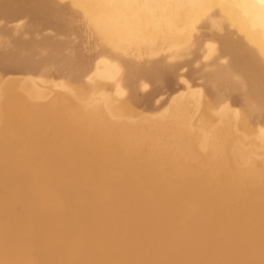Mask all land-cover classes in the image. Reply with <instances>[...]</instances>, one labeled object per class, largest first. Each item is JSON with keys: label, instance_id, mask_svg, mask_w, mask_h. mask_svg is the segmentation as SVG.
Masks as SVG:
<instances>
[{"label": "bare ground", "instance_id": "1", "mask_svg": "<svg viewBox=\"0 0 264 264\" xmlns=\"http://www.w3.org/2000/svg\"><path fill=\"white\" fill-rule=\"evenodd\" d=\"M62 1L65 0H0V19L11 22L28 18L30 35L42 31V28H51L57 36L62 35L70 30L73 11ZM69 1L70 7L80 9L88 18V24L99 33L104 44L128 56L136 53L137 61L132 58L122 61L126 70L109 58L106 61V57L105 62H101V57V63L98 60L96 64L78 53L66 54L67 41L45 35L40 40L24 39L22 33L13 38L11 50L0 51V63L8 71L25 75L45 74L67 80H64L66 83L58 81L50 85L51 81L46 82L44 78V82L41 76L45 86L39 78L36 77L35 81L30 75L33 80L26 76L29 79L23 83L24 76L21 83L29 85L31 91L23 97L8 89V86L13 87L10 79H6L9 84L0 99V145L1 149L14 151V154L0 158V233H4L0 234V264H203L206 260L215 264H264V155L255 157L243 148L258 141L264 142V126H260L264 125V0ZM199 28H208L213 33L211 36L221 43L218 57L228 58L225 66L221 64L209 74L216 103L236 92L238 95L234 101L244 106L243 115L234 109L220 111L222 108H219L215 116L221 124L216 127L211 126L212 123L206 124L204 120L209 116L205 118L204 115V98L202 94L196 95L193 89V92H188L194 94L188 93L187 97L181 92L184 98L179 96L176 106L172 105L174 110L168 114L165 112L167 115L161 116L164 112L161 110L158 113L161 117L156 115L158 118L143 114L144 117L138 121L120 122L118 129L122 144L133 148L124 154L118 155L115 150L108 149L97 153L90 163L85 156L77 159L48 150L59 142L61 146L68 147L81 139L86 142L85 147L79 150L83 154L88 148L90 152L104 146L106 139L94 140L89 135L71 134L70 127L79 123L80 128H84L87 121L81 119L87 118L89 111L111 114L126 111L125 101H121L126 94L125 87L130 90L128 103L151 107L153 99L165 88V83L173 84L178 66L167 67L165 58L157 56L165 47L167 50L175 49V52L178 50L175 54L183 52L181 48L190 49ZM229 28L235 29L236 37ZM0 33L11 36L12 30L2 28ZM213 46L211 54L217 51L214 50L216 44ZM40 49H46L47 54L37 56ZM47 68L54 69L46 71ZM84 78L90 82L85 92L71 89V82L79 83ZM146 83L155 85L142 93ZM105 86L115 90V99L114 95H109L111 93L107 94L109 91L102 92ZM46 88L51 93L57 92L55 97L59 102L45 101L51 95ZM15 98L17 102H14ZM27 99L34 101L32 105ZM7 111H33L42 117L39 122L29 125L15 117L1 118ZM195 113H200L201 117L203 114L205 118L200 119L202 124L199 121L198 127L196 119L200 114L196 117ZM183 120L188 122L187 129L181 125ZM193 122H196V128ZM17 131L22 134L19 141L7 138ZM183 134H186L184 142L174 144V140ZM243 135L247 138L245 141L241 140ZM189 139L197 141L198 151L207 153L208 162L214 167L213 173H200L195 183L189 182L193 173H182L183 181L179 186L183 187L175 188L166 196L164 191L154 202L141 196L135 188L125 186L131 180L128 171L133 165L140 164L138 159L149 152L144 146L146 143L151 144V151L168 148L173 160L187 161L194 155L187 142ZM22 149V155L18 156ZM106 158L112 159L111 162L116 160L108 164L116 165L114 169L125 174H115L110 178L100 175L98 171L104 165L109 166L103 162ZM71 162L78 165L75 170L69 168ZM145 172L143 175H150V172ZM115 182L118 184L116 193L105 195L106 187ZM236 193L241 196L238 206L245 209L244 222L240 226L251 230L249 235L245 233L238 240V248L230 240L219 242L217 238L222 232L229 234L238 228L230 226L225 219L230 212L227 204L220 207L225 196ZM73 194L77 196L81 212H88V216L92 214L94 217L90 220L96 219V222L107 225H103L104 229L97 225L103 229L99 231L93 227L85 228L89 230L82 233L83 227L81 232L79 230L82 235L76 232L75 242L68 244L64 237L68 227L64 230V224L70 220L69 214L76 213L75 210L74 213L68 211ZM126 204H131L129 212L123 210ZM83 215H78V218ZM248 219L251 222H247ZM86 224L83 226L89 227L91 222ZM63 239L70 246L74 243V249L71 247L73 250L66 251ZM204 246L208 248L206 253L201 252L203 248L200 247ZM70 251H73L72 255ZM66 252L71 256L65 259ZM254 255L259 257L257 261L251 260Z\"/></svg>", "mask_w": 264, "mask_h": 264}, {"label": "rangeland", "instance_id": "2", "mask_svg": "<svg viewBox=\"0 0 264 264\" xmlns=\"http://www.w3.org/2000/svg\"><path fill=\"white\" fill-rule=\"evenodd\" d=\"M62 3L67 4L69 6L70 11L73 9V11L70 14L71 15V18H70V30L67 33L62 34V35L58 34V36H57V34H56L57 32L55 30H53L51 28H42V31H40V32L37 31L35 33H32V35H30L31 33L29 32V28L31 26V22L28 21V18H23V19H20V20H17V21H11V22L7 21L5 19H0V23H1L0 24V29H2V28H10L12 30L11 36H7L6 34L0 33V45H1L0 46V51H5L6 52V51L11 50L13 48V46H14L13 45V38L16 37L19 33H22V37L24 39L35 38L36 40H40L41 37L45 35V36L55 37V39L67 41V48L65 49V53L66 54L72 55V54L78 53L81 56H83L86 60H88V61L92 60L96 64L98 63L97 62L98 60H99V63H101L102 61L105 62V57H106V61L109 58V61H112V62H114L116 64H121L122 65V69L126 70L127 67H126L125 64L123 65L122 61H125V60L129 61V60H131V58H132L133 61H137V57L135 55L136 53H134V54L131 53L128 56V54L125 55L123 53H119V52L113 50L111 47L106 45L107 43L104 44V41H102L103 39H101L99 33L95 29H93L94 27H92L90 25V23L88 24V21H89L88 18L82 14L80 9H77L76 7L74 8L73 6L70 7V1L69 0L62 1ZM20 22H22V23H20ZM18 23H19V25H18ZM86 24H88V27H87ZM7 26H10V27H7ZM88 30H89V33H88ZM230 30L233 33V35L236 37L237 33H236L235 29L234 28H232V29L229 28V31ZM96 33H98V34H96ZM91 34H92V36H91ZM211 34H213V33L210 32L208 28H201V29L199 28L198 31L195 33V38H194L195 40L193 39L194 41L191 43L190 49H186L185 50L184 48H181L180 50H183V52L182 51L180 52V50H179L180 53H177L178 55L175 54L176 52H178V50L175 52V49L172 50L170 48L169 49L170 52H169V50H167V47H165L162 50L164 52V55H163V52H160V55H158L157 57L158 58L164 57L165 58V65L167 67H170V66L172 67V66H177V65L178 66H177V70H176L175 74L173 75V77H174L173 84L169 85L168 83L167 84L165 83V88L163 89V91L161 93H159L153 99L151 107H148V106H146L144 104L135 105V104H132V103L131 104L128 103V98L130 96V90L125 87V90H126L125 97L126 98L122 97L121 98L122 100L121 99L120 100L123 101V102L125 101L126 104L124 103V109L125 110L127 109L126 111L122 110V111H118V112H115V113H112V114L108 113L107 111H89L87 118L81 119V120H85L86 119V121H87V123H86L87 125L84 128H80L79 123H75V124H73L70 127L71 134L73 133V134L89 135L94 140H97L98 138H101V137L106 139V144H104V146L96 147V148H94V150H92L90 152L87 151L89 149L88 148L85 151V153L83 154V153L79 152V150L82 149L83 147H85L86 142H85V140L81 139V140L77 141L76 143H74L73 145L68 146V147L61 146L60 142H59L58 145L52 146L48 150L50 152H52L53 154L57 155V154L61 153L60 154L61 156H66V157H74V158H77V159L86 157V159L90 163H92L94 161L95 155L97 153L108 151V149H110V150L112 149L113 151L115 150L118 155L121 154V153L124 154L126 151H128L130 149L129 148L130 146L129 147H124V145L122 144V139H121L120 132H119V129H118L119 128L118 124L120 122L127 121V120L131 121V122H133V120L134 121H138L139 119L144 117L143 114H146L145 117L147 116V117H152V118H156V117L158 118V116H156V115L158 113H160L161 110H164V112L162 111L163 113L161 112L162 113L161 116H163L166 113L168 114V113H170V112H172L174 110V109H172L173 108L172 105L175 104L174 105V107H175L177 102H178V100H180L179 98L181 97V99H182V97L184 96V93L186 94L184 97H187V95L189 93L188 91H192L193 89L195 90V94L196 95L197 94H200V95L202 94L201 97L204 98L203 100H204V104H205V108H206V110H205L206 114L204 113L205 118L209 116L207 119H205L203 114H202V117H201L200 113H197V114L195 113L194 116L197 117L200 114V117H201V118L198 117V119H196L198 121L197 124H196V122L195 123L193 122L195 128H196V126L198 127V125L202 124L201 120L203 118L205 119L204 122L206 121V124L208 123L209 125H211L210 123H212L211 126H213V127L219 126V124H221V123H220V121L218 122L219 119L215 115L219 112V110L221 108L222 109L220 111H222L224 108L226 110H229V111L234 109L233 111H235V112L238 111L239 114L243 115L244 106L241 103L234 101V98H236L237 95H238V93H236V92H232L230 94V96H228L226 99H224L221 103H219V104L216 103V98L214 97L213 92H212L213 88H212L211 82L209 80V74L212 73V71L217 66H220L221 64L223 66H225L226 61H227L228 58L227 57H218V53L220 52V49H221V43L214 36H211ZM88 37H89V39H88ZM196 37H199V39L196 38ZM75 40H77V41L74 43L73 41H75ZM96 43H97V45H96ZM212 43L216 44V46L214 44V46L216 47L214 50L215 51L217 50L215 54H211V52H210V50H211L210 48H212V46H213ZM211 44H212V46H211ZM205 45H208V48H209L208 51H207L208 48ZM93 46H95L94 49H93ZM95 48H96V50H95ZM87 52H89V53H87ZM207 52H209V53H207ZM45 54H47L46 49H40L38 51V53H37V56L45 55ZM114 54L118 56V59L116 58V56ZM209 54H211V56H209ZM112 55H114V57ZM206 55H207V57L209 56V58H207ZM133 56L136 57V59H134ZM101 57H102L103 60L99 59ZM127 57H129V58H127ZM168 57L170 59H172V60H170ZM203 57L205 59H202ZM206 58H207V60H206ZM100 60H101V62H100ZM203 60H205V61H203ZM223 60H224V62H223ZM52 69H54V68H47L46 71L47 70H52ZM21 74H22V76L18 77ZM29 75H30L29 73H26V75H25V73H21V72L8 71L6 69V67L2 63H0V81H1V83H0V85H1L0 86V99L3 96V93L6 92L5 91L6 88H7L6 85H8L9 82L11 83L10 86L13 87V88H10L8 86V89H11L13 91V93L15 92V94H17V95H19V94L21 95L22 94L23 97L27 96V94L31 90L29 91V88H28V87H30L29 85H23L21 83L22 82L21 79L24 76H25V78L23 79L24 80L23 83H25L29 78H30V80H33L32 78H34L35 81L39 78L38 80H40V82H41L42 81V77H43V81L45 79H46L45 80L46 82L51 81L50 85L51 84H56L55 82H58V81H59L58 83H61V82L62 83H66L67 82L66 79H63V78L60 79V78H57L55 76H47L45 74H31L30 76H32V78L29 77ZM38 75L40 77H38ZM26 76H28L29 78H27ZM36 77H37V79H36ZM86 78L89 79L88 77H86ZM86 78H84L79 83H72L71 82V86H70L71 89L74 90V88H75L76 90H74V91L78 90V91H84L85 92L86 87H87L88 82H89V80L87 81ZM182 78L184 79L183 81H181ZM6 79H10L9 82L6 81ZM14 79H16L17 82ZM53 79H54V81H53ZM62 79H63V81H62ZM185 79H186V82H185ZM179 80L181 82H179ZM19 81H20V83H19ZM43 81L41 82L42 85L44 84ZM182 82L184 84L186 83V85L181 84ZM187 82L189 83V85H187L188 84ZM16 84L17 85L20 84V85L16 86ZM44 85L47 86L46 83ZM154 85L155 84H153V83H148V84L146 83L144 85L146 87V89L142 88L143 90L144 89L145 90L143 91L141 89V92L142 93L147 92ZM190 85H191V87H189ZM48 86H49V84H48ZM81 87H82V89H81ZM16 89H18V90L16 91ZM103 89H104V91H102V92L105 93V92L109 91V92H107V94L111 93V94H109V95H111V97L115 93L114 92L115 90L111 86H108V87L105 86ZM197 89H199V90H197ZM45 90L47 92H50V91H48L49 88H46ZM196 91H200L202 93H199V92H196ZM181 92H183V96L181 95L182 94ZM56 93L57 92L53 91L51 93V95L48 94L49 96H47L48 98H46L45 101H49V102H53V103L54 102L56 103V101L59 102L58 98L55 97ZM190 94H194V93L190 92L189 95ZM161 95H163L164 97L161 96ZM114 97H116V95L113 96V99H115ZM161 97L164 98V99L162 100ZM16 98H15L14 102H17ZM172 98L174 99V101H175V98H177L176 99L177 101H175V103H173L174 101L172 100ZM157 99H160L161 101H158ZM27 101L28 102L30 101L29 104H31V105L34 102L33 100H28V99H27ZM154 101H155L156 104L154 103ZM171 101H173V102H171ZM168 102H169V104H168ZM165 105H166V107H165ZM130 107H132V108H130ZM136 108H137V110H136ZM140 110H141V114H140ZM211 110L213 111V113H214V110H217V111H215L216 113L213 114ZM32 112L33 111H31V112H22V113L21 112L20 113L17 112L16 113L14 111H7L5 114L2 115L1 118H4V119L9 118V119H11L12 117H15V119H17V121H20V122L27 123V124L31 125V124L39 122L41 120V117H42V116L36 115L35 113H32ZM143 112H145V113H143ZM125 113H127V114H125ZM136 113H138V115ZM210 113H212V114H210ZM141 115H143V116H141ZM150 115H152V116H150ZM42 119L45 120V118H42ZM78 121H80V119ZM195 124H196V126H195ZM181 125H183L185 127V129H187L188 126H189L188 122L185 121V120L181 121ZM260 126L262 128L264 125L261 124ZM185 136H186V134H183L182 137H179L176 140H174V144H182V142H184V140H185ZM21 137H22V134H21L20 131L19 132L17 131L16 134L14 133V134L7 135L8 139L13 140V141L16 140V142H17V140L19 141ZM245 139H247V138H246V136L243 135L241 137V140L245 141ZM187 142H189L188 145L194 151V155L191 157V159H189L187 161H183L182 159H181V161L178 160V159L173 160L170 157L171 155L168 154V152H169L168 148L165 149V150H162V151H151V149H150L151 148V144L150 143H146L144 146H145V148L147 150H149V152L145 156L140 157L138 159V161L141 162L140 164H137L135 166L133 165L132 168L130 169V171H128V173H131V180L126 182L125 186H129V187H131L133 189L135 188L137 191L141 192V196L146 197L150 202H154L157 199L158 195H160L164 191L166 192L165 193V196H166V194L171 193L172 190L175 191L174 190L175 188L177 189V187H180V188L183 187V185L179 186V184L183 181V174L182 173L188 172V173H193V176L195 175L194 176L195 180H194L193 176H191V178L189 179L190 183L197 182L198 180H197L196 177H198L200 173H202V174L213 173L214 172L213 164L208 162V159H207L208 157H207V153L206 152L198 151L197 141L195 139H189ZM168 143L169 144H173L172 141H168ZM240 143H242V142H240ZM243 148L247 149L249 152H252L253 154H255L254 155L255 157L257 155H260V154L264 155V142L258 141V142H256L255 145L254 144H248V145H244ZM132 149L133 148H131L129 151H131ZM22 151H23V149L19 150V154L17 153V155L19 156L21 154L20 152H22ZM79 153H81V154H79ZM13 154H14V151L6 150V149L3 150V149H1V145H0V158L1 159H4V158H6L7 156H10V155L12 156ZM114 159L115 158H113V160ZM111 160L112 159L106 158V159H104L103 162L105 164H108V163H113V162L115 163V161H116L115 160V161L111 162ZM83 165L86 166L85 164H83ZM108 165H109L108 167H106V165H104L103 166L104 168H102L101 171H98L100 175H103L106 178H110V177H113L115 174H116V176H119V175L122 176V174H125L124 172H121L119 170L114 169V167L116 165L115 166H111L113 164H108ZM209 166L213 169V171H212V169H210ZM77 167H78V165L75 164L74 162L69 163V168L71 170H75ZM110 168H112V169H110ZM210 170H211V172H210ZM143 171L150 172V175H143ZM205 171H206V173H205ZM147 172H145V173H147ZM196 174H198V175H196ZM109 180L110 179H107V181H109ZM180 188H178V189H180ZM117 189H118V184H116V182L112 183V184H110V185H108L106 187V189L104 190V194L111 196V195L116 193ZM168 195H170V194H168ZM73 196H72V198H70L71 202L69 201V208L68 209H70V210H68V209L67 210L69 211V213H74L73 211L75 210L76 213H74V215L68 213L69 216H70V218H69L70 220H68V221L70 223L67 221L64 224V226H65L64 230L68 227V229L65 230L66 234H64L65 235L64 237L67 239L68 244H69V242H75L76 236H78V235H76V232L80 233L82 231L83 227H84V229H83L82 233L86 232L87 230L91 229L92 227L95 228V230L98 229L97 231L103 230L104 227H106V225H107V224H103L104 225V227H103L102 223L96 222V219H95V221L94 220H90V219H94L92 214H90L88 216L87 215V214H89L88 212H86L87 214L85 212H81L82 210H81V207L79 206V204L77 202L78 201L77 196H75L74 194H73ZM73 199H74V202H73ZM75 199H77V200H75ZM240 201H241V196L238 193H236V194H231V195L225 196V198L221 202L220 207L224 206V203H226L227 204V208H230V210H229L230 212L225 215L226 221L229 223L230 226L238 227V228H236L235 230H233V232H230L229 234L226 233V232H222L217 237L219 242H224V241L230 240L231 243L236 248L239 247L238 240L241 237H243L245 233L249 235L250 232H251V230L242 228L240 226L244 222V221H242V217L244 216V213H245V209L238 206ZM72 203L75 204V205H73L74 208L71 205ZM130 205L131 204L124 205L123 206V210L125 212H127V211L129 212ZM76 210L77 211L79 210L78 213H77ZM15 212L18 213L17 211H15ZM79 213H81V214H79ZM77 214L79 216L84 214L83 215L84 217L82 216V218H80L81 217L80 216L79 217L80 219H79ZM72 216L74 218H72ZM75 216H77V217H75ZM87 217L88 218L90 217V218L88 219ZM71 218L73 220H71ZM78 219L79 220L83 219V221L81 222ZM207 220L208 219H206V221ZM87 221H89V222H87ZM246 221L247 222H251V219H248ZM75 222H77L78 224L75 223ZM90 222H91V225L93 223L95 224V222L97 224H95V227H94V224H93V226L88 224ZM72 223H74L76 225H73ZM82 223L84 225H85V223H87L89 227L83 226ZM66 225H68V226H66ZM78 225L79 226L82 225V226H81V228L78 227L79 229H76V227ZM97 225L99 227L101 226V228H103V229L97 228L98 227ZM85 228H89V229L86 230ZM72 229L77 230V231L74 232V230L72 231ZM79 230H80V232H79ZM72 232H73V234H72ZM82 233H80V234L82 235ZM2 234H4V233H2ZM51 234H53V233H51ZM69 235L70 236L71 235L72 236L75 235V236H73L74 238L72 236H71V238H69L70 237ZM66 239H65V242H66ZM70 239H72V241H70ZM65 242H64V239H63V243H65ZM65 244L67 246V248H66L67 250L66 251L74 249V247H72V246H74V245H72L74 243H71V246L68 245L67 242ZM200 248H203L201 250L202 253H206L208 251V248H206V246L200 247ZM70 252H71V255H72L73 251H70ZM64 255H65L64 257L66 259L67 256H69L70 254L68 252H66V254L64 253ZM205 258L208 259L209 257L206 256ZM258 258L259 257L257 255H254V256H252L251 260L252 261H257ZM120 264H123V263L120 262ZM203 264H215V263L206 260Z\"/></svg>", "mask_w": 264, "mask_h": 264}]
</instances>
